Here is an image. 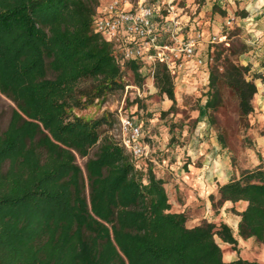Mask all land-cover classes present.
<instances>
[{
  "label": "trees",
  "instance_id": "obj_1",
  "mask_svg": "<svg viewBox=\"0 0 264 264\" xmlns=\"http://www.w3.org/2000/svg\"><path fill=\"white\" fill-rule=\"evenodd\" d=\"M98 2L0 0V94L13 103L0 126V264H261L223 259L215 236L234 250L237 244L226 223L187 227L186 214L171 211L151 161L139 162L108 133L112 112L77 114L146 78L139 62L120 64L112 44L94 32ZM236 54L215 45L203 104L227 150L228 131L216 116L232 102L237 124L247 127L261 77L250 76ZM153 84L171 101L161 116L176 113L163 63L154 67ZM140 101H132L131 115L145 108ZM218 186V204L246 202L239 236L264 243V165Z\"/></svg>",
  "mask_w": 264,
  "mask_h": 264
},
{
  "label": "rangeland",
  "instance_id": "obj_2",
  "mask_svg": "<svg viewBox=\"0 0 264 264\" xmlns=\"http://www.w3.org/2000/svg\"><path fill=\"white\" fill-rule=\"evenodd\" d=\"M184 1L187 2V7L184 8L180 15H185V18L189 17V26L192 28L193 25L191 24H201L200 28L204 29L206 28L205 24H210L209 36L214 35L216 37L213 43L208 44L212 61L208 63L207 67L209 68V65L214 62L215 45L223 47L233 46L238 53L234 58L240 63V55L246 51L248 44L246 36L236 24L243 18L245 12L241 9L228 11L226 5H223L224 0H204L200 6L197 0H180L179 4ZM212 25H215L218 29H213ZM206 35L208 36V34ZM249 74L250 76L253 74L260 76L259 73L250 69ZM125 79L131 82L133 80L132 74L127 73ZM173 83L177 112L169 113L164 117L161 116V111L166 110L170 106L167 104H171V101L168 99L170 103H167L166 97L159 96L152 80L147 77L143 81L144 95L141 93L142 97H138L135 89H124L123 91L109 94L104 101H96L88 108L77 111V114L84 118H91L98 117L104 112H112L114 121L107 130L115 140L120 142L119 116L120 114L133 113L136 109L132 101L135 98H141L140 102H143L145 108L139 109L135 115L142 123L144 142L148 144L150 155L156 161V163L151 161L153 169L154 171L163 170V175L166 176L167 174V182H170L171 174L168 173V170H174L173 168L170 169L171 164L173 165L174 163L177 166L186 165L185 155H182L180 163H178L177 158H173L172 154H181L182 145L198 129L197 127H200V129L210 128L217 134L215 125L209 122L207 113L203 108L207 83L192 91H186L180 96L177 92L178 87L175 78H173ZM12 106L13 103L0 94V126L2 128L7 124ZM216 118V126L226 127L228 131L227 140L230 147L229 150H226L231 165L237 167L240 173L246 168L262 164L261 158L264 156V150L258 146L256 139L263 135L264 131L253 120V115H248L247 127L239 126L236 122L234 104L230 102L227 103L226 110L219 112ZM197 121L202 122L203 125L197 123ZM144 158L135 159L139 162H144ZM162 159H165V162H162ZM84 160V158L77 159L81 166Z\"/></svg>",
  "mask_w": 264,
  "mask_h": 264
},
{
  "label": "crops",
  "instance_id": "obj_3",
  "mask_svg": "<svg viewBox=\"0 0 264 264\" xmlns=\"http://www.w3.org/2000/svg\"><path fill=\"white\" fill-rule=\"evenodd\" d=\"M223 5H226L228 11L241 9L245 12L243 18L236 24L246 36L248 44L246 51L240 55V63L248 65L251 71L261 76L254 79L257 92L253 98V111L250 116L253 115V120L264 131V0H224ZM191 25L196 26L203 34V40L197 45L196 55L205 54L208 50L206 38L209 37L211 26L205 24L206 28L201 29V24ZM212 26L213 29H218L215 25ZM207 70L208 67H198L194 59L184 61V70L175 77L178 95L206 84ZM166 101L170 103L168 99ZM200 124L203 125L202 122ZM197 128L185 140L181 154H172L178 163L182 155H185L186 165L171 164L170 169L174 170H168L171 174L170 182H167V174L163 175V170L154 171L157 177L164 180L171 211L184 212L187 227L198 225L202 221L226 223L231 228L237 244L234 250L229 243L215 236V241L222 250L223 259L232 261L241 257L264 264V243L256 242L253 237L243 239L238 234L239 213L245 208L246 202L240 200L232 203L226 200L221 204L217 203L218 185L238 177L239 170L231 165L228 152L219 145L215 132L210 128ZM256 140L258 146L264 150V134ZM145 158L156 163L150 155L149 146ZM162 162H165V159H162Z\"/></svg>",
  "mask_w": 264,
  "mask_h": 264
},
{
  "label": "built area",
  "instance_id": "obj_4",
  "mask_svg": "<svg viewBox=\"0 0 264 264\" xmlns=\"http://www.w3.org/2000/svg\"><path fill=\"white\" fill-rule=\"evenodd\" d=\"M180 0H99L92 18L94 32L112 44L120 64L134 61L141 64L143 74L153 82L156 63H163L172 78L184 70V61L194 59L198 67H207L212 61L209 49L196 55L197 45L203 34L189 26V17L180 13L187 2ZM211 35L207 43H213ZM209 48V47H208ZM141 86L126 85L135 89L138 97L144 95ZM142 93V94H141ZM120 144L134 158L146 157L148 146L144 142L143 130L137 116L120 114ZM264 165V156L261 158Z\"/></svg>",
  "mask_w": 264,
  "mask_h": 264
}]
</instances>
